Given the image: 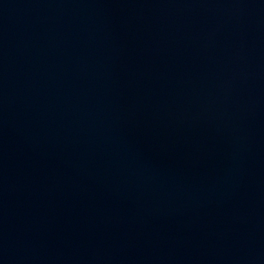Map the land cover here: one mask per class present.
Here are the masks:
<instances>
[{
    "label": "water",
    "instance_id": "obj_1",
    "mask_svg": "<svg viewBox=\"0 0 264 264\" xmlns=\"http://www.w3.org/2000/svg\"><path fill=\"white\" fill-rule=\"evenodd\" d=\"M0 264H264V0H0Z\"/></svg>",
    "mask_w": 264,
    "mask_h": 264
}]
</instances>
